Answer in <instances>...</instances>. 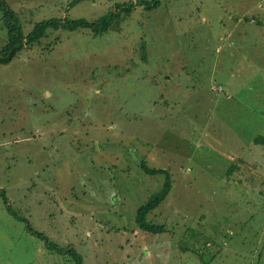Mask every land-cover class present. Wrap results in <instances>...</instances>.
Returning a JSON list of instances; mask_svg holds the SVG:
<instances>
[{"label": "rangeland", "instance_id": "1", "mask_svg": "<svg viewBox=\"0 0 264 264\" xmlns=\"http://www.w3.org/2000/svg\"><path fill=\"white\" fill-rule=\"evenodd\" d=\"M5 1L26 31L125 0ZM257 134L264 0H159L96 35L46 29L0 63V264H264ZM166 176L143 218L164 229L141 230Z\"/></svg>", "mask_w": 264, "mask_h": 264}, {"label": "trees", "instance_id": "2", "mask_svg": "<svg viewBox=\"0 0 264 264\" xmlns=\"http://www.w3.org/2000/svg\"><path fill=\"white\" fill-rule=\"evenodd\" d=\"M75 1L76 0H71V3ZM158 4L159 0L115 1L113 3L112 9L92 20H87L82 17L68 18L64 14L58 17H46L37 19L31 23V26L26 31H24L16 11L11 8L5 0H0V20L2 23V27L5 30L4 42L0 46V63L8 62L23 46L31 45L33 44V42L39 41V38L45 36V31L48 28L55 29L57 27H60L66 30H72L74 28H87L96 35L104 31L108 27L109 23L114 19V17L121 11H127L135 5H139L143 9H151L156 7ZM65 9H67V7ZM252 140L254 143L264 144V136L262 135H254ZM238 161H241L240 163H242L241 159H239ZM140 166L147 173H155L164 170L162 168L148 167L143 162L140 163ZM235 168H237L236 163L228 164L226 166V174L230 175L232 171L235 170ZM168 186L169 182L166 176L161 188L155 193L149 195L147 199L139 204L136 208L134 220L141 230L157 232L164 229L162 225L148 223L144 221L143 218L145 212L150 210L164 197ZM259 191L260 190L258 189V192ZM12 214L18 217L16 214ZM30 232L32 233L33 231L30 230ZM77 256V254H74V257ZM74 264H81L80 259L75 258Z\"/></svg>", "mask_w": 264, "mask_h": 264}, {"label": "crops", "instance_id": "3", "mask_svg": "<svg viewBox=\"0 0 264 264\" xmlns=\"http://www.w3.org/2000/svg\"><path fill=\"white\" fill-rule=\"evenodd\" d=\"M256 145H260V146H262L263 148H264V144H261V143H255ZM238 159H241V160H243L242 158H238ZM225 168H226V166H225ZM256 173H258V174H263V173H259V172H257L256 171ZM178 247V246H177Z\"/></svg>", "mask_w": 264, "mask_h": 264}]
</instances>
